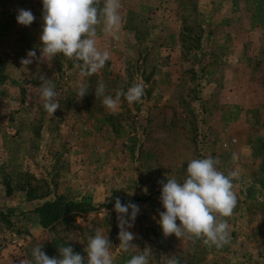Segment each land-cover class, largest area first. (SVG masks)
<instances>
[{
  "label": "rangeland",
  "instance_id": "1",
  "mask_svg": "<svg viewBox=\"0 0 264 264\" xmlns=\"http://www.w3.org/2000/svg\"><path fill=\"white\" fill-rule=\"evenodd\" d=\"M120 3L118 38L97 25V48L109 60L81 77L62 54L22 65L30 50L40 54L41 0H0V264H30L41 244L50 258L64 246L86 256L97 231L111 241L114 264L147 248L150 264L171 256L178 264H264V0ZM20 9L36 17L30 26L16 22ZM40 77L55 85L53 116ZM100 82L114 99L138 83L145 94L109 109L95 95ZM81 84L88 93L79 98ZM208 156L235 173L238 203L224 218L231 239L220 249L164 237L157 223L163 184L183 181L187 163ZM117 198L140 208L129 229L137 248L128 253L119 248ZM56 199L75 208L44 228L36 209Z\"/></svg>",
  "mask_w": 264,
  "mask_h": 264
},
{
  "label": "clouds",
  "instance_id": "2",
  "mask_svg": "<svg viewBox=\"0 0 264 264\" xmlns=\"http://www.w3.org/2000/svg\"><path fill=\"white\" fill-rule=\"evenodd\" d=\"M43 27L40 35L39 57L35 50L27 53L22 65L32 64L34 59L53 61L57 55H63L76 62L81 77H90L102 70L109 60V53L97 48V25H103V33L118 38L121 27L120 0H104L99 8V0H41ZM36 17L30 10L20 9L16 22L21 26H30ZM42 82L50 79L40 77ZM105 85L100 82L95 95L103 96V103L109 109L118 106L120 97L128 103L139 102L145 94L144 85L135 84L126 92L118 91L114 99L104 95ZM88 93L86 86L78 87L79 98ZM44 109L51 115L60 108L57 92L53 83H45L41 88ZM219 161L208 156L193 159L187 163L186 177L183 181L167 179L161 188L160 202L163 211L157 221L164 237L202 240L205 245L223 248L230 243L231 235L227 219L231 217L238 200L233 191L235 173L225 175L217 168ZM147 189H145V192ZM114 210L118 213L119 248L128 253L137 248L132 241L134 234L129 231L134 226L140 208L134 203L122 204L117 198ZM179 221V224L177 223ZM112 243L103 233L97 231L89 237L85 255L74 252L71 246L58 249L59 257L50 258L43 245L33 249V261L30 264H114L110 253ZM150 248L132 255L128 264H150ZM167 264H178L174 256L165 258Z\"/></svg>",
  "mask_w": 264,
  "mask_h": 264
},
{
  "label": "trees",
  "instance_id": "3",
  "mask_svg": "<svg viewBox=\"0 0 264 264\" xmlns=\"http://www.w3.org/2000/svg\"><path fill=\"white\" fill-rule=\"evenodd\" d=\"M76 207H78V205ZM73 208L75 207H73L72 204L63 203L59 199H56L54 201L45 202L41 207L37 208L36 211L40 215V224L45 228L49 224V221L64 218L65 215L72 212Z\"/></svg>",
  "mask_w": 264,
  "mask_h": 264
}]
</instances>
